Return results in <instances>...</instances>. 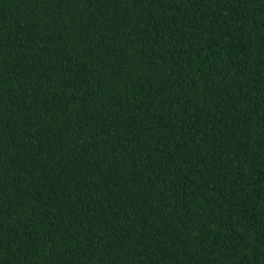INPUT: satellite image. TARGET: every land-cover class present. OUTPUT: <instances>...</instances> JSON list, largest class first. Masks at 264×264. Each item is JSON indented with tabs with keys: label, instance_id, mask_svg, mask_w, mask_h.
I'll list each match as a JSON object with an SVG mask.
<instances>
[{
	"label": "trees",
	"instance_id": "trees-1",
	"mask_svg": "<svg viewBox=\"0 0 264 264\" xmlns=\"http://www.w3.org/2000/svg\"><path fill=\"white\" fill-rule=\"evenodd\" d=\"M0 264H264V0H0Z\"/></svg>",
	"mask_w": 264,
	"mask_h": 264
}]
</instances>
